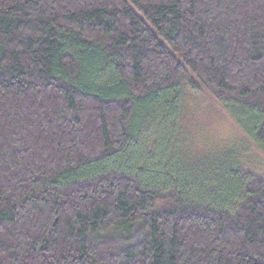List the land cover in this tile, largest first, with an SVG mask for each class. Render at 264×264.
Here are the masks:
<instances>
[{
    "label": "trees",
    "instance_id": "obj_1",
    "mask_svg": "<svg viewBox=\"0 0 264 264\" xmlns=\"http://www.w3.org/2000/svg\"><path fill=\"white\" fill-rule=\"evenodd\" d=\"M187 84L264 151V0H0V264H264V172L169 158Z\"/></svg>",
    "mask_w": 264,
    "mask_h": 264
},
{
    "label": "rangeland",
    "instance_id": "obj_2",
    "mask_svg": "<svg viewBox=\"0 0 264 264\" xmlns=\"http://www.w3.org/2000/svg\"><path fill=\"white\" fill-rule=\"evenodd\" d=\"M179 113L180 120L172 137L174 142L169 158L176 156L175 160L182 164L178 168L182 180L192 178L199 168L212 171L216 164H228L233 157L249 170L259 174L264 172V151L245 138L204 90L196 92L188 84L185 85ZM160 130L156 137L153 130L149 132L152 135L149 141L152 152L163 147L159 139L165 138L166 132Z\"/></svg>",
    "mask_w": 264,
    "mask_h": 264
}]
</instances>
